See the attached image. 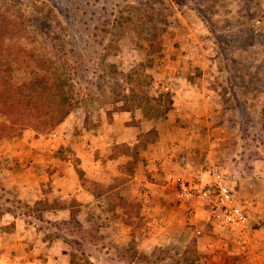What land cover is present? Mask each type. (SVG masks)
Returning a JSON list of instances; mask_svg holds the SVG:
<instances>
[{"label": "rangeland", "instance_id": "374dc122", "mask_svg": "<svg viewBox=\"0 0 264 264\" xmlns=\"http://www.w3.org/2000/svg\"><path fill=\"white\" fill-rule=\"evenodd\" d=\"M0 42V51L9 57L3 70L7 83L24 89L9 109L0 107V117L28 119L0 136V143L28 133L34 139L57 136L55 149L47 153L73 163L72 185L82 179L91 193L100 194L122 182L117 176L103 186L84 176L76 154L87 132L104 128L114 113L138 114L144 128L147 119L166 118L175 93L161 91L158 83L165 81L193 98L198 112H204L198 93L203 85L214 90L219 102L210 124L222 139L210 138V154L202 155L191 176L210 167L232 178L247 175L246 190L237 185L240 193L264 195V185L258 188L256 173L251 174L260 159L257 173L264 179L262 0H0ZM34 84L40 88L30 101L25 88ZM47 91L51 98L56 95L53 104H41ZM65 97L70 107L53 124ZM34 99L39 103L28 107ZM178 120L174 116L172 124L184 127ZM154 136L150 130L143 139ZM137 155L133 151L134 163ZM44 190L45 198L29 205L0 180V214L50 205L60 209L41 215L40 226L47 239L65 246L73 264H264V221L250 216L249 243L243 245L233 235L215 233L207 214L199 218L198 210L178 208L171 198L169 203L156 200L155 224L170 223L171 232L148 251L142 243L152 226L141 201L115 190L105 205L93 202L86 210L84 194L76 191L62 199ZM225 237L227 246H220Z\"/></svg>", "mask_w": 264, "mask_h": 264}, {"label": "crops", "instance_id": "0c3cea01", "mask_svg": "<svg viewBox=\"0 0 264 264\" xmlns=\"http://www.w3.org/2000/svg\"><path fill=\"white\" fill-rule=\"evenodd\" d=\"M262 4L264 5V0ZM180 88L174 87L171 92L175 94L172 96V107L166 113V118L147 119L145 121L148 126L145 128L139 125L138 114L125 110L114 113L106 121L104 128L87 132L86 141L81 151L76 154L80 158L82 173L86 177L96 179L103 186H106L111 178H123L122 182L109 190L93 194L81 183L82 179H77L78 183L72 185L75 182L72 177L75 170L73 163L69 164V161L47 153L55 147L56 139H34L29 133L17 140L1 141L2 184L15 188L20 199L29 205L45 198V188H49L52 195L58 194L57 197L62 199L77 191L84 194L89 201L85 206L86 210H91L93 202L105 205L110 200L111 193L119 190L122 197L142 202L144 217L148 218V223L152 226V230L149 227L151 232L142 247L152 251L155 243L171 232L170 223H160L159 226L155 224L159 220L156 216L159 210L154 201L168 202L171 198L175 206L184 207L178 204L172 195L174 179L178 176L193 177L191 175L195 173V168L201 165L202 155L210 154V147L213 145L210 138L215 141L222 139L213 124H210L213 121L212 113L219 107L214 90H206L205 85L198 89L204 109V112H198L193 103L194 99H187V95L183 94ZM174 116L179 117L178 121L185 126L173 125ZM133 120L138 123L131 124L130 121ZM150 130L154 131V138L143 139L145 133ZM133 151L138 152L135 163ZM259 161L260 159L255 168L251 169V174L256 173L254 183L258 188L264 185V179L259 178L257 173L261 172ZM130 164L133 166L127 167ZM133 170L135 171L132 172ZM237 176H233V183L247 201L251 220L263 222L264 214L259 205L264 201V195H259L258 191L256 196L246 195L247 191L246 194L240 193L237 185L246 190L244 186L251 177ZM48 207L22 211L6 210L0 214V264H73L65 246L61 242L47 239L45 229L40 226L41 215L53 216L60 212L55 206ZM196 210L199 218L206 215L202 206H198Z\"/></svg>", "mask_w": 264, "mask_h": 264}, {"label": "built area", "instance_id": "2783aa9c", "mask_svg": "<svg viewBox=\"0 0 264 264\" xmlns=\"http://www.w3.org/2000/svg\"><path fill=\"white\" fill-rule=\"evenodd\" d=\"M158 86L163 92L173 91L170 82L164 81ZM172 195L178 204L189 209L202 206L215 233L233 235L243 245L249 243L251 228L247 201L239 194L229 172L210 167L196 177L178 176L174 179ZM197 233L203 234L201 228H197ZM220 240V246H227L229 240L226 237ZM206 244L212 246L213 242Z\"/></svg>", "mask_w": 264, "mask_h": 264}, {"label": "trees", "instance_id": "16d2710c", "mask_svg": "<svg viewBox=\"0 0 264 264\" xmlns=\"http://www.w3.org/2000/svg\"><path fill=\"white\" fill-rule=\"evenodd\" d=\"M8 58L9 57H7L3 51H0V107L2 106L4 108L9 109L14 99L20 98V94L22 93L24 89L20 88L18 84L17 86L15 85L14 87L13 82H10V84L7 83V75L4 74L3 70L6 67L5 62ZM47 86H48V83L46 84L45 87ZM39 88L40 87L37 84L36 85L34 84L30 86L29 88H25V90L28 91V94L25 97H28L30 101H32L33 99H31V97H34L37 95L35 93L38 92ZM51 94L53 93L52 92L46 93L45 98H44L45 101L42 100L41 104H45L46 101L53 104V100L56 97V95H54V98H51ZM61 96H63V93L61 94ZM64 100L65 102L63 103V105L61 107H58L59 110H57V114H59V116L53 121V124L57 123L60 120V118L67 113L70 107L71 101L69 97H65ZM34 102L39 103V100L34 99L32 103L28 102V107L30 106L34 107V104H35ZM50 106L51 105L47 106L48 110L50 109ZM5 116L8 120L5 117L4 118L0 117V136H2L6 131H12L15 129H19L23 125H26L28 122L27 121L28 119H25V118L18 121V120H13L9 116V114L8 115L6 114ZM46 123H48V121Z\"/></svg>", "mask_w": 264, "mask_h": 264}]
</instances>
